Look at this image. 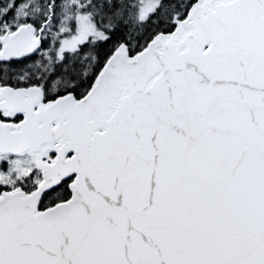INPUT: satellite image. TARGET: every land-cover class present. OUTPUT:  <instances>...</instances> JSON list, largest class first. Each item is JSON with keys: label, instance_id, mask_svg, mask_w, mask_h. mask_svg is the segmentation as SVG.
<instances>
[{"label": "snow or ice", "instance_id": "snow-or-ice-1", "mask_svg": "<svg viewBox=\"0 0 264 264\" xmlns=\"http://www.w3.org/2000/svg\"><path fill=\"white\" fill-rule=\"evenodd\" d=\"M0 264H264V0H0Z\"/></svg>", "mask_w": 264, "mask_h": 264}]
</instances>
